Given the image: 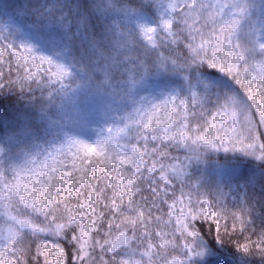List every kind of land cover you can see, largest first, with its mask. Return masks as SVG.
Listing matches in <instances>:
<instances>
[{
    "label": "trees",
    "instance_id": "16d2710c",
    "mask_svg": "<svg viewBox=\"0 0 264 264\" xmlns=\"http://www.w3.org/2000/svg\"><path fill=\"white\" fill-rule=\"evenodd\" d=\"M183 2L0 0V12L5 11L18 20L22 30H28L36 41L34 47L28 48L32 54L43 56L52 61L53 67L59 65L70 73L63 80H56L50 73L27 79L26 73L18 67L16 57L11 51H5L6 59L0 63V72L4 73L0 77V173L9 178L19 173L18 183L22 186L34 175L40 177L38 170L58 161V166L63 167L66 159L70 160L67 150L63 148L49 156L43 149L51 136H57L62 142L65 134L75 136L81 129L93 130L104 143L109 142L111 148L132 155L133 148L143 147L141 134L144 129L139 124L140 118L157 105L164 104V94L157 95L150 90L156 80L182 85V91L175 99L191 103L194 110H198L200 100L199 108L215 114L228 99L235 98L252 115L246 93L231 76L192 56L188 48L191 40L187 35L201 29L202 25L198 13L183 24L181 17L172 12V3ZM202 2L205 8L209 4L213 6L210 12L215 11L217 0ZM240 5L246 7V14L232 43L245 50L247 65L252 66L254 75L258 71L255 65L264 63V51L260 48L264 44V0H240ZM235 10L226 9L225 18H231ZM210 18L209 15V22ZM169 20L174 21L173 35H169L163 26ZM142 27L157 30L155 46L144 38ZM195 43L199 45L200 39ZM139 94L147 97L143 106L137 100ZM172 115L175 121L176 112ZM180 119L184 117L181 115ZM197 120L203 122L199 117L193 121L190 134L193 138ZM227 125L228 121L218 118L214 131L222 137L232 138L242 131L239 121L235 130ZM258 134L264 141V127L258 129ZM168 151L176 159L169 158L166 163L180 169L179 173H168L173 181L170 192L175 191L178 197L185 193L184 200L190 193L193 200L206 198L219 208L241 213L249 221L248 232L241 236L258 238L264 231V159L258 157L264 154H245L234 148L224 151L222 147L191 143L170 144ZM225 166L238 167L240 172L223 173L222 167ZM52 175L55 177L53 184L62 182L61 189L71 191L65 188L69 178H64L62 173ZM142 175V187L159 182V170L157 173L143 170ZM241 181L247 187L243 198L235 191L226 192L230 182L239 187ZM115 182L119 183V180ZM28 195L25 192V198ZM75 199L77 197L71 195L64 197L65 201ZM0 204V225L6 222L3 215L12 213L15 219L31 226L18 230L16 239L34 242L36 234L32 229L42 227L40 223L44 218L39 214H35V219L17 215L11 201L6 199V192L0 191ZM71 207L79 214L80 209L75 204ZM180 207L177 204L174 209L176 216H165L163 211L159 214L162 217L159 223L165 232L172 228V222L180 215ZM190 230L198 232L199 243L206 248V255L201 258L189 253V264H264L260 255L246 254L237 247L240 236L229 234L221 239L210 222L196 221ZM41 235L45 241L60 244L69 253L74 252L76 246L71 242V233H65L60 239ZM87 251L91 252V249Z\"/></svg>",
    "mask_w": 264,
    "mask_h": 264
},
{
    "label": "snow or ice",
    "instance_id": "6c2138e0",
    "mask_svg": "<svg viewBox=\"0 0 264 264\" xmlns=\"http://www.w3.org/2000/svg\"><path fill=\"white\" fill-rule=\"evenodd\" d=\"M170 7L181 17L183 24L194 14H199L202 28L187 35L191 40L188 48L192 56L231 76L246 93L253 114L250 115L235 98L228 99L215 114L199 108L200 100L198 110H194L191 103L170 99L140 118L139 124L144 129L141 134L143 147L133 148L132 155L116 151L109 142L97 145L76 142L68 149L70 160L66 159L63 167L58 166V161L38 170L40 177L34 175L35 183L28 179L21 186L19 173L11 178L0 173V191L6 192V199L11 201L17 215L35 219V214H39L44 218L40 223L42 227L32 229L36 234L34 242L17 240L13 234L0 238V264H189V253L201 258L206 255V248L199 243L198 232L190 230L196 221L213 224L221 239L229 234L240 236L237 247L242 252L256 253L264 258V231L256 239L241 236L249 230L246 216L219 208L206 198L193 200L188 193L184 200L185 193L178 197L175 191L170 192L173 181L168 173H179L180 169L166 163L169 158L176 159L168 151V145L173 143L264 154V141L258 134V129L264 127V63L255 65L258 71L253 75L252 66L246 62L245 50L232 43L246 7H241L240 0H217L214 12H210L213 6L209 4L205 8L202 0H184L183 4L172 3ZM229 8L236 10L231 18H225ZM163 26L169 35H173L174 21H165ZM156 31L142 27L144 38L153 46ZM197 39H200L199 45L195 43ZM260 48L264 51V44ZM23 52L28 55L15 50L12 55L27 79L37 78L40 73H50L56 80L70 75L59 65L53 67L51 60L35 56L31 49L25 48ZM5 53L0 49V63L5 61ZM3 76L0 72V77ZM172 112H176L175 121ZM181 115L184 119H180ZM198 117L203 122L197 120L193 138L190 135L193 121ZM218 118L228 121L227 126L234 130L239 121L242 131L235 138L220 136L214 131ZM258 158L264 159V155ZM143 170L150 173L159 170L160 173L159 182L145 186L147 194L141 186ZM53 173H62L63 177L69 178L65 188L71 189L70 192L61 189L62 182L52 183L55 180ZM25 192L29 193L27 198ZM54 192L58 194L54 195ZM65 195L77 199L65 201ZM72 204L80 209L79 214ZM177 204L181 205L180 215L165 232L160 226L162 217L159 214L163 211L165 216H176ZM30 227L23 220L19 222L20 229ZM41 233L56 239L71 233V242L76 246L74 252L69 253L62 245L45 241ZM89 248L91 252L87 251Z\"/></svg>",
    "mask_w": 264,
    "mask_h": 264
},
{
    "label": "rangeland",
    "instance_id": "374dc122",
    "mask_svg": "<svg viewBox=\"0 0 264 264\" xmlns=\"http://www.w3.org/2000/svg\"><path fill=\"white\" fill-rule=\"evenodd\" d=\"M36 12H39V9H37ZM44 15L45 14H41V16ZM49 19L53 20L52 17H49ZM19 27L20 25L15 22L11 16H8L7 13H0V49H4L5 51L9 50L11 52H13V50L23 52L25 48L34 47V45H36V41L30 37V33L19 30ZM165 89V82H156L152 87L153 92L158 94L162 93V91H165ZM180 91V86H172L171 91H169L166 95V102L170 99H173L176 94L180 93ZM138 100L140 103H142L144 101V97L139 95ZM76 142H83L92 145L103 144L97 133L94 131L80 130L75 136H69L65 134L63 136L62 142L58 140L57 136H51L48 139L43 151H46L48 155L51 156L54 155L57 150L62 151L63 148L68 151V149L74 146ZM222 172L235 174L240 172V168L225 166L222 167ZM232 191H235V194L240 195V197L243 198L247 193L246 184L244 181H241L238 187L235 183L230 182L229 188L226 192L230 194ZM5 205L6 202L4 203V206ZM3 216L5 217L6 222H4L5 224L0 225V238L9 234L17 236L18 230H22L19 228V222L21 220L15 219L12 213H8L7 215Z\"/></svg>",
    "mask_w": 264,
    "mask_h": 264
}]
</instances>
